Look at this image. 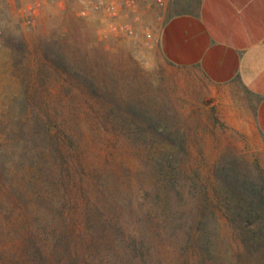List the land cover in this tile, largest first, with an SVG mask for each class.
Returning a JSON list of instances; mask_svg holds the SVG:
<instances>
[{
    "label": "rangeland",
    "instance_id": "rangeland-1",
    "mask_svg": "<svg viewBox=\"0 0 264 264\" xmlns=\"http://www.w3.org/2000/svg\"><path fill=\"white\" fill-rule=\"evenodd\" d=\"M105 4L0 0V161L29 191L0 195V264H264V140L159 55L165 4L138 3L151 23ZM41 149L74 207L23 189Z\"/></svg>",
    "mask_w": 264,
    "mask_h": 264
},
{
    "label": "crops",
    "instance_id": "crops-1",
    "mask_svg": "<svg viewBox=\"0 0 264 264\" xmlns=\"http://www.w3.org/2000/svg\"><path fill=\"white\" fill-rule=\"evenodd\" d=\"M162 15L152 35L162 59L222 91L264 140V0H165ZM131 16L152 22L142 5Z\"/></svg>",
    "mask_w": 264,
    "mask_h": 264
},
{
    "label": "trees",
    "instance_id": "trees-1",
    "mask_svg": "<svg viewBox=\"0 0 264 264\" xmlns=\"http://www.w3.org/2000/svg\"><path fill=\"white\" fill-rule=\"evenodd\" d=\"M36 154L39 159L28 160L26 163L28 171L21 179V183L24 186L23 189L28 191L29 187L41 186L45 191L54 196L60 191L66 196L65 202L74 207L75 203L71 195L72 190L70 186L74 175L71 174V169L58 168L55 162L46 159L51 154L47 153L44 149H41ZM15 175L16 172L11 171L5 161H0V191L3 192H0V195H4L7 198L8 204L14 201L25 202L28 197L29 191H22ZM66 180L68 181L66 182ZM34 193L39 194L41 191L36 190ZM35 199H38V197H35ZM184 230L186 231L184 235L186 240L183 243L184 248L186 247V249L194 253L200 251L203 232L202 225L196 224L195 227L188 226Z\"/></svg>",
    "mask_w": 264,
    "mask_h": 264
},
{
    "label": "built area",
    "instance_id": "built-area-1",
    "mask_svg": "<svg viewBox=\"0 0 264 264\" xmlns=\"http://www.w3.org/2000/svg\"><path fill=\"white\" fill-rule=\"evenodd\" d=\"M99 1L100 3L106 1L105 11L112 16H116V14L123 8L128 12L133 10L136 7H138V3H141L146 7H157V8H162L165 4V0H99ZM120 29L123 31H127V27L124 25H121ZM147 37H150V35L147 34Z\"/></svg>",
    "mask_w": 264,
    "mask_h": 264
}]
</instances>
